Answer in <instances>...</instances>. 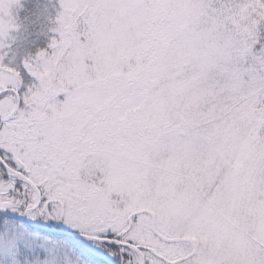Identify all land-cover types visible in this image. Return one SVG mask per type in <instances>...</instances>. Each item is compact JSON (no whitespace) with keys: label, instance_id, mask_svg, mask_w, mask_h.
<instances>
[{"label":"snow or ice","instance_id":"1","mask_svg":"<svg viewBox=\"0 0 264 264\" xmlns=\"http://www.w3.org/2000/svg\"><path fill=\"white\" fill-rule=\"evenodd\" d=\"M19 7L0 264H264V0H58L5 63Z\"/></svg>","mask_w":264,"mask_h":264},{"label":"rangeland","instance_id":"2","mask_svg":"<svg viewBox=\"0 0 264 264\" xmlns=\"http://www.w3.org/2000/svg\"><path fill=\"white\" fill-rule=\"evenodd\" d=\"M58 11V0H20L19 9L14 11L20 28L11 33L14 43L4 62L18 64L22 57L44 50L52 36ZM58 99L63 100V96Z\"/></svg>","mask_w":264,"mask_h":264}]
</instances>
